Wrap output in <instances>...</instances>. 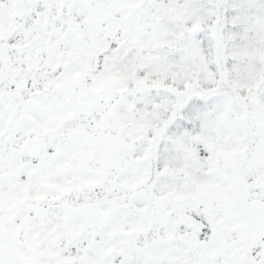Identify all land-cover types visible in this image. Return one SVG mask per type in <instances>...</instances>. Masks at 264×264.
Returning <instances> with one entry per match:
<instances>
[{"label":"snow or ice","instance_id":"1","mask_svg":"<svg viewBox=\"0 0 264 264\" xmlns=\"http://www.w3.org/2000/svg\"><path fill=\"white\" fill-rule=\"evenodd\" d=\"M0 264H264V0H0Z\"/></svg>","mask_w":264,"mask_h":264}]
</instances>
